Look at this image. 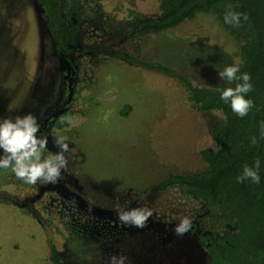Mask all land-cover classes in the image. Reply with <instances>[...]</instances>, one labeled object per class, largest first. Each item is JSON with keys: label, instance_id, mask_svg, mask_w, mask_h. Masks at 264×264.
Instances as JSON below:
<instances>
[{"label": "rangeland", "instance_id": "rangeland-1", "mask_svg": "<svg viewBox=\"0 0 264 264\" xmlns=\"http://www.w3.org/2000/svg\"><path fill=\"white\" fill-rule=\"evenodd\" d=\"M83 3L85 18L69 47L84 52L68 80L36 0H0V118L31 113L48 150L57 151L58 136L69 143L67 169L55 184L29 185L0 168V264H51L53 249L59 264H108L112 255H126V264H205L197 236L174 233L179 219L212 236L231 225L179 188L153 187L205 169L199 150L215 148L213 125L224 113L201 110L181 79L130 59L218 87V71L239 63V41L215 11L130 39L138 20L158 15V0ZM61 118L67 124L59 127ZM116 203L146 206L153 216L143 229L128 227L117 221Z\"/></svg>", "mask_w": 264, "mask_h": 264}, {"label": "trees", "instance_id": "trees-1", "mask_svg": "<svg viewBox=\"0 0 264 264\" xmlns=\"http://www.w3.org/2000/svg\"><path fill=\"white\" fill-rule=\"evenodd\" d=\"M36 2L54 39V48L68 66L65 72L70 74L68 69L84 52V49L69 47L75 43L80 24L85 18L83 0H66V7L61 0ZM158 2V15L138 20L127 36L132 39L141 32H160L194 17L197 12L215 11L221 25L234 33L239 41L237 53L240 71L237 75H250L252 91L246 94V99L252 100L254 107L246 116L239 117L232 112L229 104L220 99L217 89L234 87L237 81H223L218 87L197 86L167 67L129 58L146 68H155L181 79L188 87L190 100L201 110L219 109L224 113L213 125L215 148L199 150L205 169L170 175L153 189L179 188L185 196L202 200L213 210L210 213L213 217L231 225L229 231L216 236L191 227L190 231L208 252L205 264H264V136L261 135V124H264V0ZM227 5L233 6L232 11L246 13L248 21L242 20L239 27L225 24ZM114 46L120 47L119 44ZM125 46L132 50L134 46L138 51L136 44L127 43ZM116 54L123 53L118 51ZM65 124L61 118L58 126ZM252 137L257 138L255 145L251 143ZM257 158L260 160L259 184L250 179L238 183L236 178L242 174L243 166H253ZM50 261L51 264H59L60 256L54 249Z\"/></svg>", "mask_w": 264, "mask_h": 264}, {"label": "clouds", "instance_id": "clouds-1", "mask_svg": "<svg viewBox=\"0 0 264 264\" xmlns=\"http://www.w3.org/2000/svg\"><path fill=\"white\" fill-rule=\"evenodd\" d=\"M232 5H227L224 15V23L230 26H241V21H248L246 13L232 11ZM237 64L226 65L218 71L219 77L232 83L237 81L234 87L217 89L220 91V99L229 104L233 113L244 117L254 107L253 101L246 99V94L252 91L251 77L248 73H241ZM66 122L71 125L70 117ZM261 135L264 136V124H261ZM40 125L37 118L31 113L17 115L14 118H0V168L11 169L15 177L29 185H35L38 181L55 184L61 178L62 170H66L68 160L65 153L69 151L67 137L58 136L53 139V147L56 152L48 150V138L39 136ZM251 143L255 145L257 138L252 137ZM45 153H47L45 155ZM260 160L257 158L253 166L245 164L242 174L237 182L242 183L246 179L259 184ZM116 219L123 225L143 229L153 212L148 207H136L129 209L119 203L113 205ZM192 221L184 216L174 228L177 236L190 232ZM126 255H112L108 258V264H126Z\"/></svg>", "mask_w": 264, "mask_h": 264}, {"label": "flooded vegetation", "instance_id": "flooded-vegetation-1", "mask_svg": "<svg viewBox=\"0 0 264 264\" xmlns=\"http://www.w3.org/2000/svg\"><path fill=\"white\" fill-rule=\"evenodd\" d=\"M70 73V72H69ZM66 75H67V78H68V80H70V74H68V73H66ZM69 86V87H68ZM70 88V89H69ZM67 89L68 90H71L72 89V84H71V82L69 81L68 83H67Z\"/></svg>", "mask_w": 264, "mask_h": 264}]
</instances>
